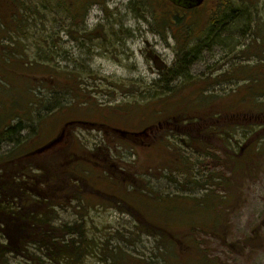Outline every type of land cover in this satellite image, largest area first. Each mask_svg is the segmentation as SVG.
<instances>
[{
  "label": "rangeland",
  "instance_id": "obj_1",
  "mask_svg": "<svg viewBox=\"0 0 264 264\" xmlns=\"http://www.w3.org/2000/svg\"><path fill=\"white\" fill-rule=\"evenodd\" d=\"M14 1L36 26H12L1 38L0 130L16 125L15 112L25 130L0 144V157L17 141L21 152L35 153L64 134L28 165L47 170L57 189L66 179L77 182L69 190L83 193L55 221L88 229L93 249L79 264H202V257L208 264H264V0H230L238 15L210 37L214 0L198 11L165 8L162 16L195 25L186 40L179 26L164 31L146 0L91 4L79 26L59 0ZM87 1L69 4L80 13ZM8 3L0 0L1 13L12 11ZM201 41L208 48L189 74L160 88L178 49ZM230 121L238 125L225 141L212 129L203 133ZM70 150L86 163L65 171ZM240 156L247 161L236 172ZM208 195L228 201L222 217L201 205ZM36 254L30 246L7 262L33 264Z\"/></svg>",
  "mask_w": 264,
  "mask_h": 264
},
{
  "label": "trees",
  "instance_id": "obj_2",
  "mask_svg": "<svg viewBox=\"0 0 264 264\" xmlns=\"http://www.w3.org/2000/svg\"><path fill=\"white\" fill-rule=\"evenodd\" d=\"M8 1V5L10 8L13 7V9H10V11H12L9 15L0 12V30L2 31L0 43L1 38L5 39V36H8V32L11 31L12 26L21 31H26L27 28L36 26L33 23L30 24L29 20L25 18L24 13L21 12V10H23L22 6L14 0ZM103 1L104 0L87 1L82 4L80 13H74L73 4H69L70 0H59L60 6H62L60 8L65 10L68 16L71 17L72 26H79L80 21H85L89 11L88 7L91 4L103 3ZM146 1L149 3V7L155 14H161H159L161 24L163 25L161 28L164 31L166 29L172 30L173 26H179L177 27L180 33L179 37H181L182 40L189 39L190 33L188 30H190L191 27H194V24L186 23L182 17H178L177 15H174V13L171 14L168 12L169 16H162L165 12H167L165 8H172L180 11L183 10L182 8L174 5L171 0ZM209 1L213 0H207L205 5H207ZM27 10L31 9L27 8L25 12H27ZM237 12V10L231 8L230 0H214V4L209 10V37L215 35L216 33L218 34L222 26H224V20H232L238 15ZM158 17L159 16H155L154 19H157ZM222 17L223 19L221 20ZM182 40L178 39V43ZM186 43H188V41ZM189 48L190 47H184L178 49L177 61L173 67L168 68L166 72L162 74V79L159 82L160 88H164V86H166L167 89L169 88L168 85L171 81H176L177 78L182 76L186 77V74H189V70L191 69L193 63L200 58L201 53L208 47L206 46L205 41H201L190 50ZM10 116L11 122L15 120H18V122L16 125L5 126L3 130H0V144L13 142L14 139L19 140L18 137L20 132L25 130V125L23 124L25 118L16 115V112ZM235 121H230L224 124H222V122H218L214 127H207L204 129L203 133L206 134L212 129L218 137H222L223 134H226L225 136H227L228 131L233 128V125H235V127L238 125L235 124ZM75 123L77 122H72L69 125L72 126ZM167 123L171 124L166 121L165 124ZM182 123L183 121H179L177 126ZM90 124L96 125L93 123ZM110 129L123 137L128 134L126 133L127 131L124 130L116 128ZM201 136H203V134H201ZM63 137L64 134L35 153H32L33 151L29 149H27V152H21V144L17 141L15 143L17 144L15 151L0 157V170L7 168L9 169V173L10 170L13 172L16 170L15 173L0 174V264H8L7 257L9 255L14 257L21 256L29 250L30 246L36 247L38 252L41 253L39 256L36 254L30 258L33 264H43V261L45 264H79V260L89 256L92 252L93 243L88 238L87 228L79 224L56 225L55 222L62 221L59 217V209H64V207L67 208V204L73 202L70 201L72 196L74 198L75 194H79L80 199L84 197L81 191L74 192L69 190L71 186L77 184V182L71 183L64 179V186L57 189V187L53 186L56 182V178L54 177L52 182V179H50L51 174H47V170L39 167L34 169L33 166L28 165L32 161H35V159H37L36 157H44L45 155L51 153L57 145L61 144V139ZM224 137H222V139L224 141L227 140ZM261 139L264 140V137ZM256 150L257 152H260L258 151V148H256ZM70 152L71 150L64 158L66 161L64 164L66 168L65 171L72 170L71 165L74 162L80 161L82 163L76 165L74 169L85 165L86 157L84 155ZM246 159L247 158L241 156L236 158V172L244 170L243 167L247 161ZM18 166L20 167V170L18 169ZM42 176L50 181H45V179L41 178ZM225 182L224 178H220L218 184L226 185ZM39 185L42 189H46L48 192L41 194L42 190L35 192L34 187H31L36 186L38 189ZM133 191L138 190L134 189ZM138 193L140 194L139 191ZM226 202H228L226 198L220 197L218 198V201H215L208 195L201 202V205L204 209L216 211V213L222 217L224 213L223 206ZM219 223L220 221H216L214 224L217 225ZM73 237H77V239L74 240ZM249 241L253 243L255 242V238L252 237ZM42 258H44L43 261H41ZM200 262L202 264H208L204 257L201 258ZM210 263L214 264L212 261Z\"/></svg>",
  "mask_w": 264,
  "mask_h": 264
},
{
  "label": "water",
  "instance_id": "obj_3",
  "mask_svg": "<svg viewBox=\"0 0 264 264\" xmlns=\"http://www.w3.org/2000/svg\"><path fill=\"white\" fill-rule=\"evenodd\" d=\"M171 1L175 5L186 9L200 7L205 2V0H171Z\"/></svg>",
  "mask_w": 264,
  "mask_h": 264
}]
</instances>
